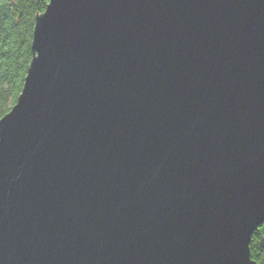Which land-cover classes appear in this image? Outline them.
Returning <instances> with one entry per match:
<instances>
[{
	"label": "water",
	"instance_id": "water-1",
	"mask_svg": "<svg viewBox=\"0 0 264 264\" xmlns=\"http://www.w3.org/2000/svg\"><path fill=\"white\" fill-rule=\"evenodd\" d=\"M0 120V264H257L264 0H50Z\"/></svg>",
	"mask_w": 264,
	"mask_h": 264
},
{
	"label": "trees",
	"instance_id": "trees-1",
	"mask_svg": "<svg viewBox=\"0 0 264 264\" xmlns=\"http://www.w3.org/2000/svg\"><path fill=\"white\" fill-rule=\"evenodd\" d=\"M50 0H0V120L22 94L34 59L33 35L37 18ZM251 258L264 264V224L254 233Z\"/></svg>",
	"mask_w": 264,
	"mask_h": 264
}]
</instances>
